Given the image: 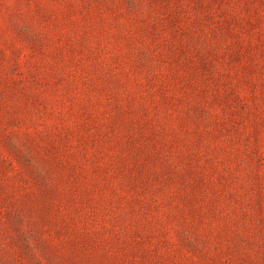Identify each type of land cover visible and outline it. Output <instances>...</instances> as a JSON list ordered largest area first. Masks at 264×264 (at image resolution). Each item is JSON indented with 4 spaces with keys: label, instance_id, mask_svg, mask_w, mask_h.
Masks as SVG:
<instances>
[{
    "label": "rangeland",
    "instance_id": "1",
    "mask_svg": "<svg viewBox=\"0 0 264 264\" xmlns=\"http://www.w3.org/2000/svg\"><path fill=\"white\" fill-rule=\"evenodd\" d=\"M0 264H264V0H0Z\"/></svg>",
    "mask_w": 264,
    "mask_h": 264
}]
</instances>
